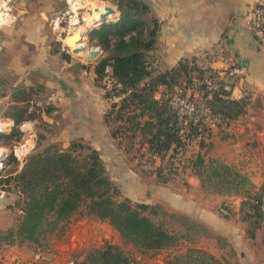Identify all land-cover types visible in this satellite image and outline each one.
Masks as SVG:
<instances>
[{"label":"crops","instance_id":"crops-1","mask_svg":"<svg viewBox=\"0 0 264 264\" xmlns=\"http://www.w3.org/2000/svg\"><path fill=\"white\" fill-rule=\"evenodd\" d=\"M62 1L17 0L18 20L12 27L0 30V111L2 106L9 110L18 105L25 109L26 116L16 125L6 116L8 110L0 112V131L22 132L20 144L0 142V151L5 158L13 146L26 143L24 151L15 155L20 161L23 152L38 146L39 133L49 131L48 140L60 147L81 141L96 149L105 165L107 160L112 164L119 162L122 155L129 162L106 119L112 101L96 72L106 55L96 38L103 29L85 34L87 45L100 49L99 56L90 60L87 52L74 53L60 43L54 26L57 11L64 6ZM141 1L160 23L156 47L151 52L160 70L175 66L184 58L199 61L202 52L218 43L224 45L238 69L233 76L232 95L247 100L246 112L225 126L211 127L205 145L192 142L189 156L193 159L200 152L206 163L215 158L248 178L252 191L264 193V43L246 22L258 0ZM82 23L87 29L88 22ZM212 65L221 68L223 62L217 60ZM19 88L22 92L15 93ZM188 188L189 216L220 237L188 238V251L203 250L223 264H264V223L252 229L241 218V193L204 188L192 166L188 167ZM10 198L3 199L0 212ZM224 203L231 208L228 217L218 212ZM9 226L10 223H1L0 229ZM16 260L33 264V256L19 252L14 245L0 249V264ZM153 261L166 264L160 257Z\"/></svg>","mask_w":264,"mask_h":264},{"label":"trees","instance_id":"trees-1","mask_svg":"<svg viewBox=\"0 0 264 264\" xmlns=\"http://www.w3.org/2000/svg\"><path fill=\"white\" fill-rule=\"evenodd\" d=\"M118 7L123 18L117 22L116 28L105 30L108 24H104L96 37L97 44L106 54L97 65L96 72L98 79L106 85L107 97L112 101L106 119L126 154L131 153L138 143L137 153L147 147L160 157L159 171L167 167L172 169V153L189 145L193 137L205 133L206 128L204 125L201 130L200 124L181 126L169 99L155 97L154 92L160 85H187L194 75L202 78L205 72H209L219 80V88L211 97H208L209 90L205 85L200 91L213 115L227 123L243 115L248 102L244 98L233 97V77H219L212 68H200L196 58H184L175 66L155 70L152 67L155 57L151 52L156 47L160 29L158 19L150 16L149 21L141 16L149 12L148 5L141 0L119 1ZM119 23L121 26H118ZM6 116L17 125L26 118L25 109L12 106L6 111ZM16 130L14 138L20 140L22 132ZM47 135L46 132L39 133L38 148L27 155L23 169L12 178L19 193L20 218L17 225L2 237L3 240L17 236L38 244L47 221L54 229L84 209L85 215L108 220L126 241L144 251H159L176 244L178 237L146 214L148 209L150 213L157 214L155 206L144 203L134 205L127 198H117L119 188L108 175L96 149L74 141L65 149L50 144L42 150L41 144ZM11 137L6 136L8 140ZM78 149H86L87 152H78ZM192 163L203 187L206 180L211 182L216 176L221 179L214 182L215 185L229 183V188H234L235 193L241 189L243 183L240 180L234 178L231 182L228 179L227 174L232 170L229 166L219 162L216 166L211 161L206 163L205 156L200 152ZM242 178L245 180V177ZM167 180L166 177L163 181ZM229 188L225 189L227 193L231 191ZM263 194L249 189L241 193L240 215L252 229L263 222L256 202ZM223 205L230 208L227 203ZM9 242L14 243L12 240ZM194 252L195 258L188 264H223L203 250L194 249ZM192 257L188 255V260ZM82 264H131V260L120 247L108 243L91 253Z\"/></svg>","mask_w":264,"mask_h":264},{"label":"rangeland","instance_id":"rangeland-1","mask_svg":"<svg viewBox=\"0 0 264 264\" xmlns=\"http://www.w3.org/2000/svg\"><path fill=\"white\" fill-rule=\"evenodd\" d=\"M73 1L74 0L62 1L64 2V6L57 11L54 23L58 17L61 18V16H63V13L67 9H69V6L74 10L75 15L77 14L78 16H80V18L82 15L84 17L80 20L78 18V23L75 24H71L73 23L71 22V18H61L60 25L55 27L57 29L58 35L61 38L65 33L68 36L69 32H71L69 35L75 32L76 29L74 28H72L73 31L71 29L69 32H67L70 26H74L75 28L85 26L84 23H82L83 20L87 24L88 21L85 12L87 7L92 6L94 3H105L108 5H112V7L114 6L115 8H113L117 10V15H115L111 20L105 22V24H108L109 29L116 28L117 22H120V20L123 18V13L118 7V2L123 0H81L79 8L76 9L73 7ZM124 2L127 3V0H124ZM141 16L144 19L149 20L151 15L148 12ZM118 26H121V24L119 23ZM86 28L87 29L85 30L87 32L91 30L90 35L93 34L94 30H97L93 26H89L88 24L86 25ZM85 34L87 33H84L86 43L87 37L85 36ZM90 46L93 47V45L91 44ZM152 67L158 71V64L156 63V59L152 64ZM180 86L181 85L179 84H176L172 87L160 85L155 90L154 95L157 99H164V94H167V92L174 93L175 90L178 89L179 92L182 93L180 89L183 90L184 88L183 91L186 93L187 97L190 95V97H192L194 100H198L199 102L203 100L206 101L203 92L199 93L198 91H193V88L189 89L188 83L187 85L182 84L181 87L183 88H180ZM162 87H164V90L162 89ZM110 89L111 87L109 88V90ZM1 93L2 92L0 91V94ZM115 100L118 101L119 98H115ZM3 110L7 109H4V107L2 106L1 111ZM216 118H219L221 122L224 123V125L227 124V122H225L219 116H216ZM199 124L201 126V130L205 125V133L201 132V134H197L198 136H194V139L192 138L193 140L189 143V145L187 144L179 149H176L175 152L172 153L174 160V166L172 169L167 167L166 170L159 171L160 157L152 150H149L147 147L142 148L141 153H137L138 143L133 146L131 153H127L128 155H126L127 159H129V162L125 161V157H123L122 155L119 158V162H113L112 164L109 160H107V164L105 165L106 171L109 174L110 178L119 188V195L117 196V198L121 200L127 198L134 205L144 203L155 206L157 214L150 213L149 209L146 210V214H148L156 223L162 224L165 229L175 234L178 237L176 244L159 251H144L135 246L133 243L126 241L119 233V231H117L108 220H101L95 215H85L84 209L78 211L76 215L73 216L65 224H59L54 229H52V224L47 221L44 225L43 237L38 244L30 241L28 242L26 240L18 238L17 236H13L12 238L3 240L2 237L7 235L8 231L17 225L20 218V213L18 210L19 193L15 188V182L13 179L17 175V173H19L23 169L27 155H29L30 152L33 151V147H29L20 155L21 158L19 161L16 159L17 157H15V155L18 154L19 150L24 151V149H21L18 145V147L13 146V150L11 152L10 150H8L9 155L5 159L4 171L0 176V188L6 192V196H11L9 204L7 205L5 210H2V213L0 212V222L2 224L10 223V226L5 228L4 232L3 229H0V249H3V247L7 244L12 246L14 245L16 249L19 250V252L29 254L33 257L35 253L40 249L44 251V253L48 257L52 258L51 261L47 260L46 262H43V264H82V262H84L91 253L109 243L120 247L130 258L131 264H160V261H153L154 258L158 257H160L162 260L164 259V262L166 264L191 263L192 259L195 258V252L193 253L194 248L188 251V238L219 237V235L210 230L209 227L204 225V223H202L200 220L194 219L188 214V167L192 166L195 170L194 164L192 162L196 157L194 156L193 159L190 158V146H192V142H194L195 140L199 141L200 145H205L204 139L208 135L206 133L209 131V129H211V127H213V125L210 124V121L207 120H204ZM190 125L196 124H193L192 122L188 124H181V126L183 127H189ZM15 131L17 130L12 129L11 131L6 132L0 131V142L7 144H14V142H16L20 144L19 142L22 140V135L20 137V140H16L14 138ZM48 133L49 131L47 132V134ZM51 134L54 135L55 132L52 131ZM7 135L12 136L11 140H8L6 138ZM136 140H139V138H136ZM76 142L87 145L81 141ZM50 144H54L61 149L68 148L60 147L58 143L50 141V139L48 140L47 137V139L42 142L41 149L44 150L45 148L50 146ZM36 148L38 147H35L34 149ZM77 151L87 152L86 149H78ZM153 155L156 157H154ZM209 159V162L211 161L214 166L217 165L218 162L215 158ZM219 164L224 163L219 162ZM229 167L232 170L227 174L228 179L232 182V180L235 178L237 181L240 180L243 183L241 185V189L237 193H242V190H251L252 186L249 182L250 180L238 170L234 169L231 166ZM167 172H170V174L168 173V176ZM164 173L166 175H164L163 177L162 174ZM205 175L206 174L203 175L204 178H206L207 176ZM241 176L245 177V180ZM166 177L168 178L167 182L163 181ZM220 179L221 178L215 176L212 178L211 182L206 180L204 188L210 191L226 192L225 189L229 188V183H226L224 185H222L221 183H217L216 185L214 184V182H219ZM229 189H231L230 193H235L233 192L234 188ZM222 206L225 205L222 204L218 208V212L220 214V208ZM10 240L14 241V243H10ZM188 255L193 257L188 260Z\"/></svg>","mask_w":264,"mask_h":264},{"label":"built area","instance_id":"built-area-1","mask_svg":"<svg viewBox=\"0 0 264 264\" xmlns=\"http://www.w3.org/2000/svg\"><path fill=\"white\" fill-rule=\"evenodd\" d=\"M17 0H0V30H3L8 27H12L16 21L18 20L17 14ZM75 16L74 10L69 6L61 18H73ZM61 18L58 17L54 23L55 27L60 25ZM246 22L248 26L252 29L256 38L264 43V0H258L255 7L252 9L250 14L246 17ZM72 24V23H71ZM72 29L70 26L69 32ZM73 31V29H72ZM71 32L68 33V35ZM66 37V33L63 35ZM62 36V44L65 45L64 37ZM223 62V67L216 68L213 67V63L215 61ZM199 66L202 69L212 68L214 74L219 77H233L234 74L238 71L237 67H235L232 63L231 58L227 55L225 47L223 44L218 43L213 49L202 52L199 58ZM212 75V74H211ZM209 72H205L203 77H198L194 75L190 83H188L189 89L193 88V91L201 92L200 89L202 86L205 85V88L209 90L208 97L214 93V91L218 90L219 88V80L215 78V76H211ZM177 88V87H176ZM180 88H183L180 86ZM164 90V87H162ZM184 90V88H183ZM180 89L175 90L174 93L164 94L165 98L169 99L170 104L175 109L177 113V117L181 123L188 124L192 122L193 124L202 123L204 120L210 121V124L213 126L220 125L225 126L223 122L219 118L213 115L210 106L206 103V101L199 102L198 100H194L190 95L187 97L186 93ZM161 97V96H157ZM21 149L26 147V143L21 144L19 146ZM17 154V153H16ZM155 155V154H154ZM153 155V156H154ZM156 157V156H154ZM6 159V157H5ZM5 159L0 166H5ZM6 197V192L0 188V198L4 199ZM259 204L261 216L264 222V194L260 200L256 201ZM221 213L224 216H229L231 214V210L228 206H222ZM51 257H48L44 251L38 250L32 262H46L47 260L51 261ZM12 264H27L21 260H16Z\"/></svg>","mask_w":264,"mask_h":264},{"label":"bare ground","instance_id":"bare-ground-1","mask_svg":"<svg viewBox=\"0 0 264 264\" xmlns=\"http://www.w3.org/2000/svg\"><path fill=\"white\" fill-rule=\"evenodd\" d=\"M81 0H74L72 2L73 4V7L76 9V8H79L80 6V2ZM94 2V1H92ZM90 6V5H89ZM106 5L105 3L103 4H97V3H94L92 6L90 7H87L86 9V17H87V20H88V24L90 23L91 25L94 24L96 21H98L101 17V14H107L108 13V10L106 9ZM109 17L112 18L113 17V13H109ZM78 18L79 20L81 19L80 16H78L77 14L71 19V22H73L72 24H75V23H78ZM89 24V25H90ZM75 30V32L71 35H68L65 37V40L66 38H69L68 39V43L70 45H74L73 43L81 38H83L84 40V33H86V30H85V26H82V27H78V28H75L74 26L72 27ZM72 36V37H71ZM71 37V38H70ZM86 53V52H85ZM3 160H4V156L2 155L1 151H0V164L3 163Z\"/></svg>","mask_w":264,"mask_h":264},{"label":"water","instance_id":"water-1","mask_svg":"<svg viewBox=\"0 0 264 264\" xmlns=\"http://www.w3.org/2000/svg\"><path fill=\"white\" fill-rule=\"evenodd\" d=\"M108 5V4H106ZM106 9L108 10V13L106 14H101V17L98 21H96L93 25H89V26H93L95 29H98V28H101L103 27V25L105 24V22H107L108 20H111L112 18L109 17V13H116V9H114L112 7V5H108L106 6ZM116 15V14H115ZM72 37V36H71ZM70 37V38H71ZM68 39L69 38H66L65 40V46L70 48L74 53H80V52H87V57L88 59L92 60L94 58H96L97 56H99L101 54V51L98 47H89L86 43H85V38L83 40V38L75 41L73 44L74 45H70L68 43ZM246 62H244L245 64ZM22 92V89L19 88L17 90H15V93H20ZM5 159V158H4ZM4 165L3 166H0V176L2 175L3 171H4ZM3 203V199L0 198V206L2 205Z\"/></svg>","mask_w":264,"mask_h":264}]
</instances>
